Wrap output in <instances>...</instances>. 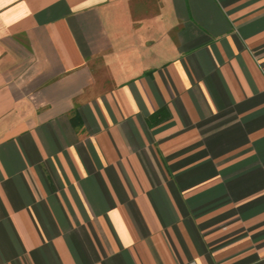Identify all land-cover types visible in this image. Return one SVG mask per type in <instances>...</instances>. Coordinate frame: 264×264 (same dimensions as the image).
<instances>
[{
	"label": "crops",
	"instance_id": "0c3cea01",
	"mask_svg": "<svg viewBox=\"0 0 264 264\" xmlns=\"http://www.w3.org/2000/svg\"><path fill=\"white\" fill-rule=\"evenodd\" d=\"M0 264H264V0H0Z\"/></svg>",
	"mask_w": 264,
	"mask_h": 264
}]
</instances>
